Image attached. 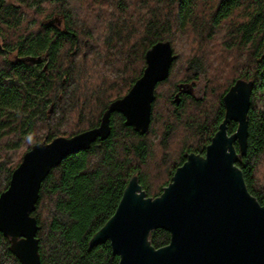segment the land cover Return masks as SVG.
Returning <instances> with one entry per match:
<instances>
[{"label": "trees", "instance_id": "16d2710c", "mask_svg": "<svg viewBox=\"0 0 264 264\" xmlns=\"http://www.w3.org/2000/svg\"><path fill=\"white\" fill-rule=\"evenodd\" d=\"M15 2L0 0V195L33 146L98 127L142 77L155 44L169 41L176 55L155 89L148 133L114 112L107 139L70 155L43 181L33 213L41 264H118L110 242L90 248V240L132 177L155 198L188 154H205L225 117L223 98L239 79L254 87L247 153L236 165L264 203V177L257 175L264 168V0H33L43 18L31 35H18L31 13ZM56 16L61 29L44 25ZM29 57H44L46 69ZM201 75L208 80L196 98L185 87ZM237 127L231 121L229 135ZM150 241L164 247L170 234L153 231ZM11 245L0 233V264H20Z\"/></svg>", "mask_w": 264, "mask_h": 264}, {"label": "water", "instance_id": "95a60500", "mask_svg": "<svg viewBox=\"0 0 264 264\" xmlns=\"http://www.w3.org/2000/svg\"><path fill=\"white\" fill-rule=\"evenodd\" d=\"M175 60L169 41L155 44L146 53L142 77L109 106L98 127L37 144L24 155L0 195V233L11 239L20 264H41L33 213L50 171L98 139H107L114 112L124 115L127 126L148 133L155 89L168 79ZM253 87L252 80L239 79L229 89L223 98L224 120L205 154H188L161 195L148 197L138 177H132L114 215L90 240V248L110 242L118 264H264V203L249 192L236 165L247 153ZM231 121L238 127L229 135ZM159 229L170 234V242L157 249L150 235Z\"/></svg>", "mask_w": 264, "mask_h": 264}, {"label": "rangeland", "instance_id": "374dc122", "mask_svg": "<svg viewBox=\"0 0 264 264\" xmlns=\"http://www.w3.org/2000/svg\"><path fill=\"white\" fill-rule=\"evenodd\" d=\"M13 1L15 2V0H13ZM22 1L26 2V4L23 3L24 5H22L23 7L21 8L23 10V15H25L27 12L28 13L30 12L31 16H28V15H25V17L23 16L24 21L21 25V28L18 30V35H27V34L31 35V34L37 32L41 28V24H39L38 21L43 18V14H40V13L38 14L37 9L30 5L33 0H22ZM15 3H17V2H15ZM39 12H41V11L39 10ZM9 35H11V33H9ZM11 38H14V37H11ZM1 43L2 42L0 41V46H1ZM195 45L196 46H194V49H197V44L195 43ZM207 80H208L207 77H205L204 75H201L200 78L196 82H194L192 85L186 86L185 89L190 90L196 98H202L204 93H205ZM22 161H23V159H22ZM257 175L261 179H263L264 168L259 169ZM260 182H262V180H260ZM155 183L157 185L160 184V183H158V181H156Z\"/></svg>", "mask_w": 264, "mask_h": 264}, {"label": "flooded vegetation", "instance_id": "af4514ba", "mask_svg": "<svg viewBox=\"0 0 264 264\" xmlns=\"http://www.w3.org/2000/svg\"><path fill=\"white\" fill-rule=\"evenodd\" d=\"M43 23L44 25L55 26L60 29L62 28L63 24L62 20L57 16L46 20ZM11 58H13L15 61H19V57L17 55H11ZM41 59L42 60H39L38 58L29 57L26 61H28V63L32 66H43V69H46V59L44 57H41Z\"/></svg>", "mask_w": 264, "mask_h": 264}]
</instances>
